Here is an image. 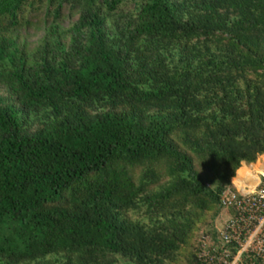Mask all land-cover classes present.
Returning a JSON list of instances; mask_svg holds the SVG:
<instances>
[{
    "label": "trees",
    "instance_id": "obj_1",
    "mask_svg": "<svg viewBox=\"0 0 264 264\" xmlns=\"http://www.w3.org/2000/svg\"><path fill=\"white\" fill-rule=\"evenodd\" d=\"M259 156L264 0H0V264H197Z\"/></svg>",
    "mask_w": 264,
    "mask_h": 264
},
{
    "label": "built area",
    "instance_id": "obj_2",
    "mask_svg": "<svg viewBox=\"0 0 264 264\" xmlns=\"http://www.w3.org/2000/svg\"><path fill=\"white\" fill-rule=\"evenodd\" d=\"M233 186L200 236L197 264H264V169L253 186Z\"/></svg>",
    "mask_w": 264,
    "mask_h": 264
},
{
    "label": "crops",
    "instance_id": "obj_3",
    "mask_svg": "<svg viewBox=\"0 0 264 264\" xmlns=\"http://www.w3.org/2000/svg\"><path fill=\"white\" fill-rule=\"evenodd\" d=\"M259 158L264 159V156H259L255 162H252L249 165L245 163H241V166L238 169L244 168L246 170V173L241 177L239 181L234 178L235 179L234 183L236 184V186L246 187L248 185V187H250L256 183L258 177L260 176L261 172L264 169V164H260L262 166V170H258L256 167L255 168L253 167L258 162ZM236 175H237V171L235 177Z\"/></svg>",
    "mask_w": 264,
    "mask_h": 264
},
{
    "label": "rangeland",
    "instance_id": "obj_4",
    "mask_svg": "<svg viewBox=\"0 0 264 264\" xmlns=\"http://www.w3.org/2000/svg\"><path fill=\"white\" fill-rule=\"evenodd\" d=\"M64 25H66V22L64 23ZM33 33H34V36L31 38L32 40L34 39H37L38 37L41 36L42 34V31H39V30H36L35 29L33 30ZM259 162V163H258ZM258 162L253 166L254 168L256 167L257 169L259 168H262V166L260 164H264V159L263 158H259L258 159ZM245 173H246V170L244 169ZM244 173V174H245Z\"/></svg>",
    "mask_w": 264,
    "mask_h": 264
},
{
    "label": "bare ground",
    "instance_id": "obj_5",
    "mask_svg": "<svg viewBox=\"0 0 264 264\" xmlns=\"http://www.w3.org/2000/svg\"><path fill=\"white\" fill-rule=\"evenodd\" d=\"M258 170H262V168H259Z\"/></svg>",
    "mask_w": 264,
    "mask_h": 264
},
{
    "label": "clouds",
    "instance_id": "obj_6",
    "mask_svg": "<svg viewBox=\"0 0 264 264\" xmlns=\"http://www.w3.org/2000/svg\"><path fill=\"white\" fill-rule=\"evenodd\" d=\"M257 160V159H256ZM235 180V179H234ZM233 183H234V181H233Z\"/></svg>",
    "mask_w": 264,
    "mask_h": 264
}]
</instances>
